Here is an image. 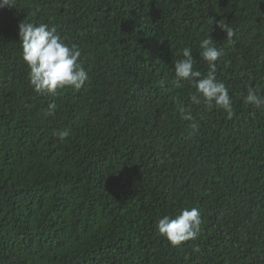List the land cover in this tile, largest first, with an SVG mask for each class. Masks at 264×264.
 <instances>
[{"label": "trees", "instance_id": "1", "mask_svg": "<svg viewBox=\"0 0 264 264\" xmlns=\"http://www.w3.org/2000/svg\"><path fill=\"white\" fill-rule=\"evenodd\" d=\"M20 22L48 23L79 47L89 77L79 91H33ZM208 34L232 119L191 104L187 81L173 84L186 46L207 74ZM262 58L264 0L0 7V264H264V107L243 102L249 87L264 94ZM66 128L61 142L54 133ZM184 207L200 211V230L172 246L156 222Z\"/></svg>", "mask_w": 264, "mask_h": 264}, {"label": "clouds", "instance_id": "2", "mask_svg": "<svg viewBox=\"0 0 264 264\" xmlns=\"http://www.w3.org/2000/svg\"><path fill=\"white\" fill-rule=\"evenodd\" d=\"M16 0H0V7L15 6ZM212 19L210 21V24ZM230 41L235 35L232 28L226 23L218 25ZM21 58L28 70V81L33 91L40 96H55L57 91L71 88L79 91L89 79L87 71L79 63L81 51L79 47L69 44L57 32L55 26L48 23L33 24L20 22L18 25ZM201 60L207 63L209 71L206 75L194 69L196 62L192 56V48L184 47L181 50L182 58L174 63L175 87H182V82L187 81L194 89L189 97L191 104L204 105L207 108L217 107L226 113L227 119H232L234 108L229 96V89L216 78V62L222 56V51L217 48L209 34L199 42ZM264 62V58H262ZM243 102L255 108L264 107V94L257 89L249 87L247 94L243 95ZM56 109L54 102L49 103L45 115H51ZM181 118L189 122L191 134L198 131L190 111L182 110ZM59 141L63 142L70 135L69 129L59 130L54 133ZM202 223L200 211L196 207H184L177 215L170 217L164 215L156 222L158 233L177 246L181 242L194 240Z\"/></svg>", "mask_w": 264, "mask_h": 264}]
</instances>
